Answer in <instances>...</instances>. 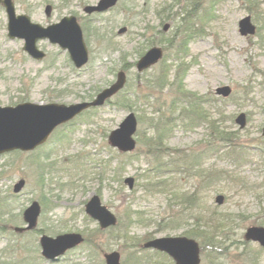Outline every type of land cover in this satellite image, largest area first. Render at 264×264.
<instances>
[{"label": "rangeland", "instance_id": "obj_1", "mask_svg": "<svg viewBox=\"0 0 264 264\" xmlns=\"http://www.w3.org/2000/svg\"><path fill=\"white\" fill-rule=\"evenodd\" d=\"M98 1L14 0L18 14L43 26L75 15L89 50L82 68L47 39L38 42L44 59L31 58L23 39L8 36V16L0 5V106L93 101L120 71L127 76L112 98L115 104L86 110V117L81 113L58 126L34 150L0 155V264H107L105 256L114 250L122 264H134L135 258L137 264H174L169 254L145 244L178 236L198 242L200 264H264V247L245 237L249 227H264V0H119L109 11L87 14L84 8ZM248 15L257 31L244 36L239 22ZM183 41L184 65L190 67L185 90L205 99L191 111L180 101L189 98L151 82ZM152 47L162 48V58L139 70L138 61ZM170 69L173 80L174 63ZM223 86L231 87L229 96L217 93ZM130 112L138 130L136 147L127 152L109 136ZM164 112L173 118L161 137L150 124ZM242 112L244 127L236 123ZM128 178L134 179L132 188ZM21 179L25 185L15 192ZM188 191L199 197L195 209H184L178 197ZM95 194L116 215V225L103 229L86 212ZM218 194L225 197L222 204ZM34 201L40 215L37 226L27 229L24 212ZM189 212L199 220L177 221ZM215 215L225 230L221 246L212 249L187 232L206 230L201 221ZM70 232L82 233L84 241L61 260L47 262L42 235Z\"/></svg>", "mask_w": 264, "mask_h": 264}, {"label": "water", "instance_id": "obj_2", "mask_svg": "<svg viewBox=\"0 0 264 264\" xmlns=\"http://www.w3.org/2000/svg\"><path fill=\"white\" fill-rule=\"evenodd\" d=\"M119 0H99L96 4L87 5L84 10L87 14L105 12L117 5ZM8 16V36L11 39H24V50L31 58L41 61L46 52L38 47L40 40L48 39L52 44H58L63 50L69 52L70 58L77 68H82L89 61V50L84 39L83 29L75 15L65 16L59 22L43 26L32 21L28 14H18L14 0H0ZM51 5H47L49 13ZM240 33L244 36L253 35L257 31L251 16L242 18L239 22ZM169 25L164 26L167 30ZM122 28L120 32L125 31ZM163 56L160 47L150 48L138 61L139 70L146 69L157 63ZM127 76L120 71L117 80L101 91L93 101H83L75 104L34 103L24 102L16 106H0V155L14 150L30 151L45 143L53 131L60 125L69 122L76 116L91 107L103 106L108 99L118 93L125 85ZM230 86L217 89L218 94L229 96ZM236 123L241 127L246 125V114L240 113ZM138 129V119L134 112H130L120 126L113 130L109 136L111 144L123 151H132L136 147L135 134ZM264 133V128H263ZM133 187L134 179L126 180ZM25 185L21 179L14 187L20 192ZM224 195L218 194L216 202L222 204ZM41 205L34 201L24 212L26 228L37 226ZM86 212L98 220L103 229L114 226L118 222L116 215L102 203L99 195L95 194L86 204ZM21 230L22 228H17ZM245 237L248 240L259 242L264 247V227L251 226L247 229ZM84 235L79 232L59 234L57 236L42 235L40 245L43 257L49 262H57L65 254L79 246L84 241ZM146 248H154L169 254L174 264H200V246L197 241L187 236L158 237L149 240ZM107 264H122L120 253L114 250L106 254Z\"/></svg>", "mask_w": 264, "mask_h": 264}, {"label": "trees", "instance_id": "obj_3", "mask_svg": "<svg viewBox=\"0 0 264 264\" xmlns=\"http://www.w3.org/2000/svg\"><path fill=\"white\" fill-rule=\"evenodd\" d=\"M251 1L252 0H250V2ZM193 8H194V6H193ZM191 31L192 30L189 31L190 34H191ZM193 34L194 33H192V35ZM165 42H167V44L169 46L173 45V39L172 38H166ZM187 51H188V42L183 41L182 46L178 47V49H176V54L171 57V61L172 62H169L170 64L167 63V62L166 63L163 62V64L160 67L158 75L152 77V81L151 82L156 87H160L162 90H164L167 87H170L168 89L169 90L172 89V91L175 90L176 92H178L177 95L182 94L183 96H186L187 99L189 98V100H186L185 97H184L180 101H182L183 105H186V104L189 105V107H187V108H188L189 111H191V108H193L192 104L193 105L194 104H198L199 106H201V104H203V103L205 104V99L200 97V96H198V95H196L194 92H190V91L188 92L187 90H185L184 78H185L186 72L190 68L189 66L184 65V59L188 55ZM172 63L175 64V68H176L175 71L176 72H175V77H173V80H170L169 75H170V72H171L170 68H171V64ZM161 89H159V90H161ZM185 92H187L186 95H185ZM125 99H127L126 103H125L126 106L131 107V104L129 103L130 100H129L128 93L125 95ZM112 100H109L108 104H115V103H112L113 102ZM116 103L117 104L121 103L119 98H117ZM175 103H176V99L173 98V100H171V104H175ZM93 109H96V108H93ZM88 111L84 112L80 118L86 117ZM187 116H189V115L186 114V117ZM172 118H173L172 115H168L165 112L160 114L159 116H155V117L152 118V122L150 124L151 125L150 128L153 129L154 131L156 130L155 134H159V136H161V137L163 135H165V134L167 135V131H169L167 126L172 123V120H171ZM192 120H193V117H192L191 121ZM189 122L190 121H188V123ZM153 137H155L154 134H152L149 139H152ZM157 140H159V139H155V140H151V141L154 142V143H160ZM228 147H230V145ZM139 159H140V156H139ZM155 170L158 171V168H156ZM196 194H197L196 192L188 191V192H183V193H181L178 196L181 200H183V201H181V203H182L184 209H186V208L195 209L196 208V204H197L196 202L199 201V197L196 196ZM185 218H187V219H185ZM194 218L196 219L197 217L192 216V213H190L188 215L182 214V216L178 217L177 221L181 222V223H187L190 219H194ZM216 219H217L216 215H215V217H211V218H210V216L205 217L204 221H201V223L204 222V224L207 225L208 228L206 230H203V231L200 232L199 227H197V229H194V228L190 229L189 232H187V233L190 236H198V237H200L203 241H205L204 244L209 242L212 249H214L213 246H221L222 242H221L220 239L223 238V236H224L223 231L225 229L223 231L221 230V228L224 227V225H222L221 221L216 220ZM197 220H199V219L197 218ZM175 222L176 221H174V223ZM204 224H203V226H204ZM218 255L219 254H217V253L214 254L215 257H218ZM135 257L136 256L134 254V257H132V258H135ZM138 261H139V259L136 260V258H135L134 264H137ZM126 264H127V261H126Z\"/></svg>", "mask_w": 264, "mask_h": 264}]
</instances>
